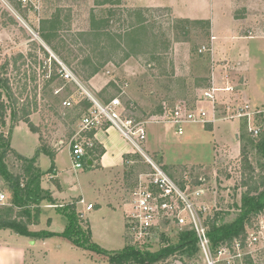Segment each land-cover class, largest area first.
<instances>
[{"label": "rangeland", "instance_id": "1", "mask_svg": "<svg viewBox=\"0 0 264 264\" xmlns=\"http://www.w3.org/2000/svg\"><path fill=\"white\" fill-rule=\"evenodd\" d=\"M8 1L9 5L0 0V64L7 59L10 60L8 76L12 81L14 93L20 104L31 111L33 122L40 126L43 143L55 150L67 148L61 154V161L67 164V169L75 182L83 172L89 170L86 164L82 168H75L68 153V149H71V140L80 130L81 117L84 113L82 111L86 108L82 103L86 100V95L79 86L77 88L61 78L51 81V76L57 72L52 58L57 62L63 60L41 38L38 29L43 20L60 12L62 24L53 42L58 44L63 54L70 58L72 63L70 67L68 66L70 69H82L85 73L90 66L81 63L83 58L89 54L90 48L97 44L96 39L105 41L103 36L98 38L89 36L88 33L91 32L93 25L92 15L94 14L96 20H100L108 18L110 13L114 12L111 17V32L116 35L113 42L117 43L119 35L138 22L139 18L135 13L139 10L143 12L142 16L148 24L146 35L148 40L154 38L155 44L148 43L146 54L133 55L124 62L120 59L124 51L129 50L126 45L114 47L111 54H99L98 60L111 58V62L100 73L87 80L82 79L81 83L85 89L102 100L104 97L109 99L119 96L127 108V115L145 121L148 132L143 144L145 151L155 159L159 154L156 149L160 147L165 151V158L160 162L162 168L180 186L184 183L186 192L194 196L201 221L208 230L212 225L225 226L234 223L241 214L242 194L246 189L240 185L246 173L241 156L243 140L240 137L249 133L247 121L226 120L206 126L186 124L184 135L177 134L175 126L165 121L178 103L209 108L210 102L200 98L213 74L218 86L224 87L227 84L235 88V91L230 93V97L224 95V101L228 99L237 102L249 101L254 107L262 110L263 113L253 123L258 124L261 133H264V39L249 40L250 56L242 54L240 48L234 47L235 39L214 41L210 18L213 13L211 10L215 8L208 9L206 12L208 17L204 20H198L179 17L168 5L158 6L153 0H114L113 3L106 5L97 4L96 0H40L38 10L19 5L18 0ZM217 1L223 3V6L230 4V0ZM233 1L240 6L236 9V13L247 17L240 32L248 36H264V0ZM178 3L180 9L184 11L186 4L182 1ZM227 23L222 21L221 31H229ZM214 43L217 44L216 47ZM203 46L209 49L201 52ZM44 48L50 53V58ZM153 48L161 57L159 62L149 53ZM227 72L231 76L228 83L225 79ZM103 84L106 86L103 87ZM7 99L4 97L5 101ZM66 101L72 104L67 106L64 104ZM79 114H81L80 118L73 121ZM6 121V125H0V129L5 136L10 137L11 150L14 152L8 151L0 167L4 166L3 170L12 175L22 174L26 161L20 160L16 153L33 157L41 140L39 134L33 133L27 123L22 121L11 132L9 111ZM213 129L214 133L211 132ZM162 135L164 138L160 139ZM249 135L258 141L260 134ZM91 145L90 142L86 148L89 149ZM250 160L259 172L264 162L263 153L256 149L251 150ZM51 162L49 156L40 154L36 164L46 171ZM150 170L146 158L134 151L131 162L127 165V173L125 170L124 177H121L126 176L128 180H123L122 187L129 188L133 192L141 182H146ZM96 173L101 178L104 176L101 172ZM47 175L43 176L42 185L48 181ZM71 192L77 193V190L72 189ZM0 193L5 195L0 207L8 205L11 190L2 174H0ZM67 193L68 191L66 196H69L70 193ZM49 203V201L42 202L39 220L30 224L31 226H39L42 223L41 218H44L46 223L48 216L52 217L55 229L63 224L67 226L65 216L54 210L63 208V205ZM46 204L49 205L45 206ZM46 209L51 212L43 214ZM32 210L31 214L34 215L35 210ZM24 220L30 219L25 216ZM251 221L252 225H245L247 238L242 243L241 249L235 250L229 246L231 252L228 255H221L219 250L223 246L215 252L211 242L215 264H264V231L261 228L264 223V209L252 217ZM81 223L85 227L82 218ZM158 227L154 229L152 243H145L147 238H138L127 229V244L156 252L176 244L179 233L191 229L190 226L181 227L174 221L166 219L159 223ZM99 230L101 229L98 227L96 235H99ZM9 233H11L10 229H1L0 240L9 237ZM100 233L104 235L101 239L107 245L104 248L114 249L112 251L123 249V246L117 243L105 242L106 232ZM251 234L257 237L253 243L248 239ZM123 241L124 239L120 244L124 243ZM197 246L198 250L194 255L181 256L173 253L167 262L210 264L201 247L198 244ZM71 250L77 251L66 250V253L54 255L48 261L54 264H78L80 260H84L81 255L85 251L79 248Z\"/></svg>", "mask_w": 264, "mask_h": 264}, {"label": "trees", "instance_id": "2", "mask_svg": "<svg viewBox=\"0 0 264 264\" xmlns=\"http://www.w3.org/2000/svg\"><path fill=\"white\" fill-rule=\"evenodd\" d=\"M113 1L114 0H96L97 4L100 5L111 4ZM18 4L22 5L20 2H18ZM135 14L137 18H139L138 22L132 24L123 34H120L118 42L116 41L117 43L113 42L116 35L111 32V17L114 15V12L110 13L108 18H102L100 20H96L94 14L92 15L93 25L91 26V32L88 33L90 34L89 36H92L93 38L103 36L105 41H107L103 42L96 39L97 44L94 45L93 48H90L89 54L86 55L81 62L83 65L88 64L90 66L85 73L82 72V69H71L81 81L82 79L87 80L100 73L101 70L111 62V58L98 60L99 54H111L114 47L126 45L129 50H125L120 59L121 62H124L133 55L146 54V48L149 44H155V39L150 38L149 41L146 35L148 24L146 23L145 17L142 16L143 12L139 10ZM61 24V13L56 12L53 17L47 18L41 22L38 32L41 38L50 46L52 51L62 58L65 65L70 67V64L72 65L69 60L70 58L65 56L60 50L59 45H56L53 42ZM45 51L50 58V53L47 50ZM157 52L158 51L154 48L149 51L150 55L154 57V60L159 62L161 57ZM52 60L57 72L56 74L53 73L50 78L51 81L61 78L63 81L70 82L79 88L73 81L67 80L62 76L61 65L57 60L53 58ZM9 66L10 60L8 59L0 64V125H6L7 113L9 111L11 116V132L19 122H25L33 133L39 134L41 144L33 157H27L23 154L16 153L20 160L26 161L22 174L12 175L6 170H3L4 166L0 167V174L5 176L11 190L10 203L6 206L0 207V230L10 229L15 233L33 238L57 236L63 241L85 250L94 262L102 264H157L158 262H162L161 264H177L176 261L172 263L167 262V259L171 254L178 253L181 256L194 255L198 250V238L196 233L191 229L181 231L178 235V241L176 244H171L170 246L162 248L156 252H152L147 248L143 249L142 247L133 244H127L121 250H107L92 240L89 228L82 226L80 214L77 212L74 203L63 206V208H58L67 220L66 229L61 234H55L49 231L33 232L29 229L30 224L36 223L39 220V216L42 212V202L49 201L54 204V199L50 191L42 186V178L44 175L51 174L54 171L56 167V151L49 145L43 143L40 126L33 122L31 119V111L27 110L25 105L22 106L16 97L12 81L8 76ZM4 97L8 98L7 101L4 100ZM85 99L86 100L82 104L86 106V108L83 109L82 112H85V110L91 105L86 97ZM111 99L112 98L108 99L104 97L103 100L109 101ZM80 115L81 114L77 115L73 121L80 118ZM249 134L250 132L248 134H243V136L240 137V139L242 138L243 140H241V156L243 168L246 172L245 177L241 179L240 183L241 186L246 188L242 194L243 203L241 206V214L237 217L234 223L225 226L212 225L210 227L208 234L215 252L220 246H232L236 240H240L244 243L247 238L245 225H252V217L258 215L264 209V162L261 164V170L257 172L250 160L251 150L256 149L264 155V133H261L260 131L258 141L252 138ZM10 141V137L5 136L0 129V165L7 156L8 151L11 150ZM11 151L14 152V150ZM40 154H45L51 158V166L46 171L40 169V166L36 164ZM89 155H92V153L89 152ZM160 162H162V160ZM87 163L88 162L86 161L85 164ZM50 181L58 188H61L60 182L57 178L52 177ZM181 184V187L184 188L185 184ZM32 209L35 210L34 215L31 214L33 212ZM25 216L29 217L30 220H24Z\"/></svg>", "mask_w": 264, "mask_h": 264}, {"label": "crops", "instance_id": "3", "mask_svg": "<svg viewBox=\"0 0 264 264\" xmlns=\"http://www.w3.org/2000/svg\"><path fill=\"white\" fill-rule=\"evenodd\" d=\"M178 1H182L183 4H186L185 9H183L184 11L180 9ZM153 3L158 6L168 5L173 9L175 14L185 19L204 20L208 17L206 16L208 9L215 8L216 12L212 9L211 11H213V13L210 18V23L212 25L211 32L215 37L214 41L218 39H230V41L235 39L236 43H234L235 45L233 44L234 47L240 48V52L247 56L251 55L249 52V40L255 38L264 39L263 35L248 36L240 32L242 24L247 21V17H244L243 14L238 15L236 13V9L240 6H237V3L233 0H230V4L225 6H223L224 4L221 2H216V0H153ZM204 15L205 17H202ZM223 20L226 21V23L228 22L229 31H221ZM230 41L229 44H231ZM216 45L217 44L214 43L215 47ZM103 85V87L106 86V84ZM211 132L214 133L215 130L213 129ZM86 137L92 143V145L88 147L89 149L86 148V161L88 162V159L92 161L91 165L87 163L89 170L83 172L77 182H75L67 169V164L61 161V154L67 148L54 149L56 151V167L51 174L47 175L48 181H45L42 186L50 191L54 199V204L51 203V205L61 204L66 206L71 203L75 204L80 218L83 219L85 227L89 228L91 238L95 243L103 248L107 246L101 239L104 238V235L102 236L100 233L102 232L103 234V232H106L107 238H105V242H108V244L117 243L124 248L127 245L128 239L127 220L125 215L126 210L130 208L132 192L129 188L122 187L123 180H127V178L126 176L125 178L121 177L124 175L125 170V173H127V165L131 162L132 154L134 153L133 147L113 127L104 126L100 129L87 132ZM162 138H164L163 135L160 139ZM68 151L72 159L71 149H68ZM155 151H159V154H157V159L159 161L165 158V151L162 148L159 147V149ZM89 152H91L92 155H89ZM169 165L174 166L176 164ZM50 166L48 168H50ZM96 172H101L104 176L101 178ZM52 177L59 180L61 188H58L50 181ZM68 187L70 188L67 190ZM72 189L77 190V193H72ZM66 191L70 193L69 196H66ZM82 200L84 201L82 202ZM89 204H93L92 209H87ZM54 210L63 216L61 211L57 209ZM48 212H51V210L46 209L43 214H49ZM48 217L46 223L45 219L41 218L42 223L40 222L41 224L39 226L30 225L29 229L33 232L49 231L55 234H61L66 229V225L64 226V224L58 229H55L52 217ZM98 227L101 230L98 231L99 235H96ZM102 228L104 230H102ZM8 235L9 237L6 239L3 238L0 240V264H54L48 261L54 257V255L66 253V250L77 251L71 249H78V247L63 241L57 236L33 238L13 231ZM123 239L124 243L120 244V241ZM65 247L68 248L66 249ZM111 250L114 249L111 248ZM85 252L82 254L83 256L81 255L84 260H80L78 264H102L94 262L89 254ZM39 260H42V262Z\"/></svg>", "mask_w": 264, "mask_h": 264}, {"label": "built area", "instance_id": "4", "mask_svg": "<svg viewBox=\"0 0 264 264\" xmlns=\"http://www.w3.org/2000/svg\"><path fill=\"white\" fill-rule=\"evenodd\" d=\"M1 1L7 5L10 4L8 0ZM18 1L23 6L35 10L39 9L40 0ZM207 49L209 48L203 46L200 51H207ZM59 63L62 67V76L77 84L91 103L81 117L78 134L71 140L74 167L82 168L86 163V145L90 144V140L86 137L87 132L104 126L115 128L131 144L134 151L141 153L146 158L148 165L151 167L146 182H141L132 192L130 208L126 211L127 229L129 232L138 238H147L145 243H152L154 229L164 219L172 220L181 227L190 226L191 230L196 233L198 245L205 253L209 263L215 264L208 228L201 221L194 196L192 197L191 193L188 194L184 188L168 175L162 168L160 161L147 153L143 147L148 135L145 121L127 115V108L119 96L113 97L109 101L98 98L94 93L85 89L81 80L67 65L61 61ZM225 79L227 83L231 79L228 72L225 75ZM234 91L235 88L232 85L218 86L215 76L212 74L209 85L204 88L200 98L201 100L204 98L205 100L203 101L210 102L211 106L207 108L202 105L188 106L187 103H178L167 116V121L165 122L174 125L177 134L184 135L186 124H202L206 126L214 125L221 121L238 119L247 121L249 132L254 136L258 135L261 127L253 122L260 117L263 113L262 110L254 107L249 101L237 102L231 99L224 101V95L229 96ZM222 100L224 102H221ZM64 104L70 106L72 103L66 101ZM196 194H200V192H196ZM4 198L5 195L0 193V203ZM92 208L93 204H89L87 207V209ZM261 228L264 231V223ZM248 239L249 242L253 243L257 240V237L251 234ZM241 246L242 242L240 240L234 241L232 245L235 250L241 249ZM230 252L229 246H223L219 250L221 255H228Z\"/></svg>", "mask_w": 264, "mask_h": 264}, {"label": "water", "instance_id": "5", "mask_svg": "<svg viewBox=\"0 0 264 264\" xmlns=\"http://www.w3.org/2000/svg\"><path fill=\"white\" fill-rule=\"evenodd\" d=\"M50 51V50H49ZM51 52V51H50ZM88 164L91 165L92 161L90 159H88Z\"/></svg>", "mask_w": 264, "mask_h": 264}]
</instances>
